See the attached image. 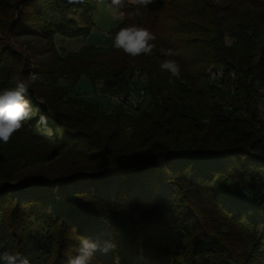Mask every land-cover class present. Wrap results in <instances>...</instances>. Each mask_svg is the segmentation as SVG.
<instances>
[{
  "label": "trees",
  "instance_id": "trees-1",
  "mask_svg": "<svg viewBox=\"0 0 264 264\" xmlns=\"http://www.w3.org/2000/svg\"><path fill=\"white\" fill-rule=\"evenodd\" d=\"M17 1L13 9L0 0V92L45 65L32 59L17 70L23 53L11 35L47 40L46 52L65 60L57 37L89 34L77 17L92 20L101 0ZM121 11L112 37L147 28L154 54L132 58L112 39L84 44L82 73L118 95L141 72L150 101L130 114L78 99L71 112L29 87L33 118L0 143V256L68 264L88 238L115 245L91 264H264V0H155L141 16ZM164 59L181 65L173 83ZM41 147L62 160L39 158ZM64 181L76 184L62 200Z\"/></svg>",
  "mask_w": 264,
  "mask_h": 264
},
{
  "label": "rangeland",
  "instance_id": "rangeland-1",
  "mask_svg": "<svg viewBox=\"0 0 264 264\" xmlns=\"http://www.w3.org/2000/svg\"><path fill=\"white\" fill-rule=\"evenodd\" d=\"M213 1L220 4L222 0ZM9 2L10 3L6 2V4L10 8L15 9V7H19L20 3L17 0H9ZM108 5V0H101L98 4V8L92 14V20L90 21L85 18L83 19L80 15H78L77 19L79 25L89 28V34L66 38L63 40H61V35L58 36L59 38L57 37L56 46L58 48H61L60 45L64 47L62 51L63 55H70L65 60H59L55 56L53 58L50 52H46L48 42L40 37L25 34L11 35L9 39L11 46L14 49H17V51L23 53L22 63L21 65L19 64V67H16L20 72V68L23 67V62L25 61L32 63V59H42V61L45 60L43 68H40L41 65H39L36 67L35 71L27 72L26 77L24 76L25 81H27L29 87H31L34 91H37L40 96L44 94L50 99H58L59 101H62L63 109H67L66 111H71L74 105L78 106V102H80L78 101L79 99L85 100L87 104H98L100 107L106 108L109 111L120 108L123 112L132 113L131 109H128L124 105L118 104L111 99L113 95L117 94H111L101 90L103 84L102 80L93 84L89 80V77L85 73H82L83 61L81 57H78V53L82 50L84 44H95L99 46L107 45L111 40L110 37H112V29L116 27V25L124 18V14L121 11V15H119L116 19H112ZM226 42L229 44L231 43V40L227 38ZM213 66L214 65L212 64L210 68ZM36 71H39V73ZM136 74L134 83L132 84L133 86L131 85L132 90L130 93L133 95H139L142 105H147L150 98L143 89L144 85L140 84V82H145L147 77L141 72L140 74ZM141 91H143V94ZM261 92L264 94V89H261ZM38 102L45 104V100L43 98L38 100ZM260 103L259 109L262 112ZM45 148H38L36 150V155L38 154L39 158H52L53 160H57L58 157L48 153ZM58 159L59 161L62 160L61 157ZM114 179L115 178L112 177L111 181L113 183H115ZM61 184V186L57 187L56 193H58V197H62L61 199L65 200L69 193V189L73 184H76V182L64 181L61 182ZM31 189L33 188H27L28 191Z\"/></svg>",
  "mask_w": 264,
  "mask_h": 264
},
{
  "label": "clouds",
  "instance_id": "clouds-1",
  "mask_svg": "<svg viewBox=\"0 0 264 264\" xmlns=\"http://www.w3.org/2000/svg\"><path fill=\"white\" fill-rule=\"evenodd\" d=\"M84 0H68V3H83ZM155 0H110L108 5L112 19L122 14L121 10L131 7L134 11L129 12V18L141 16V8H147ZM112 39V48L122 51L124 54L136 58L138 56H151L154 54L156 35L147 28L132 24L121 27ZM167 57L176 55L172 49H160ZM160 70L169 73V83L174 79L181 78V65L175 59H164ZM15 87L0 92V143L7 144L16 133L23 129L24 123L33 118L32 105L26 98L29 85L20 80H14ZM41 123L46 124L47 118L40 117ZM115 247L110 242L101 245L99 242L84 238L81 241L77 254L69 258L68 264H91V260L97 251L107 253ZM3 264H29L28 259L21 253H8L0 256Z\"/></svg>",
  "mask_w": 264,
  "mask_h": 264
},
{
  "label": "built area",
  "instance_id": "built-area-1",
  "mask_svg": "<svg viewBox=\"0 0 264 264\" xmlns=\"http://www.w3.org/2000/svg\"><path fill=\"white\" fill-rule=\"evenodd\" d=\"M219 75H220V72L218 71L214 72L213 74L214 77L219 76ZM262 89H264V87ZM141 93L143 94V91H141ZM111 99L114 102L118 104H122L128 109H131V111H134L140 105H142L140 96L133 95L132 93L113 95ZM260 108L262 109V112L264 113V94H263V97L261 98Z\"/></svg>",
  "mask_w": 264,
  "mask_h": 264
}]
</instances>
